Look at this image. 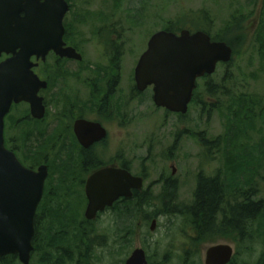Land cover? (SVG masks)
<instances>
[{
    "label": "rangeland",
    "instance_id": "rangeland-1",
    "mask_svg": "<svg viewBox=\"0 0 264 264\" xmlns=\"http://www.w3.org/2000/svg\"><path fill=\"white\" fill-rule=\"evenodd\" d=\"M69 3L70 38L73 36L84 50L86 58L80 64H62L61 70L67 76L55 79V86L47 93L52 107L49 124L47 127L46 121L38 124V137H28V141L21 144L22 154L31 153L32 149L35 152L47 151L49 142L58 138L60 121L63 122L60 118L62 102L58 101L61 93L65 91L68 97H76V90H81L77 75L88 76L86 73L91 70L95 76L96 71H93L102 69V65L95 62L99 55L92 45L94 32L99 27H114L120 38L125 31L127 53L123 66L130 72L132 80L150 36L160 29H166L171 21L175 28L200 29L210 24L213 32L226 31L230 38L236 39L231 63H221L215 73L199 80L197 99L190 104L185 115L157 107L152 92L147 91L141 96L132 94V98L127 97L126 100L130 99L129 108L124 110L126 107L119 104L116 118L109 122L111 138L102 151L106 149L109 156L124 144L132 170L147 174L145 187L156 183L153 188V201L157 200L153 205L156 207L148 208L150 212L158 214L154 217L157 218L156 227L152 236L148 237V243L142 242V238L150 230L151 222L142 226L133 235L132 248L148 243L145 248L150 254H155L156 260L162 264L171 241H179L174 238V232L182 236L188 225L181 216L164 213V209L167 210L164 203L165 189L161 196V186L157 185L161 177H172L178 182L176 203L179 205H187L192 201L200 173L206 176L220 175L227 186L238 187L243 194L253 190L257 193V188V198L264 199V109L260 117L258 108H255V114L248 111L253 106L250 98L262 97L264 106V0H69ZM233 17L238 18V23L232 28L227 27ZM53 68L52 59L46 74H50ZM129 72L124 73L125 92ZM224 74L227 75L225 79ZM98 75L100 77L101 73L98 72ZM209 81L222 84L228 89L227 93L210 96L205 86ZM54 101H57V108ZM25 113L24 108L15 112L16 115ZM205 140L212 144L206 146ZM53 150L51 148L50 152ZM61 154L59 152L54 160L51 159L54 165L51 180L58 195L64 193L61 165L64 160ZM173 167L176 168L174 175ZM66 204L62 210L65 218H77L78 214L84 216L87 204L77 208L73 198ZM116 221L110 212L99 219V228L109 229L110 238L105 246L95 247L92 264H123L127 257L129 249L126 250L121 244L123 232L120 226L119 229L114 227ZM263 221L264 218L258 222L262 232ZM156 240L160 241L157 248L154 245ZM208 243H204L203 247ZM263 244V239H259L254 246L257 250L256 260Z\"/></svg>",
    "mask_w": 264,
    "mask_h": 264
},
{
    "label": "flooded vegetation",
    "instance_id": "flooded-vegetation-1",
    "mask_svg": "<svg viewBox=\"0 0 264 264\" xmlns=\"http://www.w3.org/2000/svg\"><path fill=\"white\" fill-rule=\"evenodd\" d=\"M67 1L69 3V0ZM70 13L71 4L69 11L64 17L63 40L65 42L64 48L74 49V56H62L55 50H51L47 53L45 59L40 58L38 60L36 56L31 57L32 62L37 63L33 70L47 83V86L39 91V95L43 97V103L45 106L44 117L41 119L35 118L32 115L30 104L25 101L19 103L14 102L10 111L5 116L4 137L6 147L15 152L19 160L25 166L33 170H38L40 166L45 165L48 169L44 194L35 215V235L36 216L38 213V217L40 218H43V215H46L48 209L54 214L58 211H60L59 213H62L63 207H65L64 205L71 198L74 199L77 208H81L83 205L87 204V209L89 198L86 193V185L89 178L100 169L108 167L119 168L129 171L134 176L142 178V187L132 188L131 196L119 197L112 206L107 207L104 211L98 212L97 217L93 220L86 218V210L84 216H80V214H78V222L89 223V225L83 227L86 231V234H84V246L88 247V249H86V258L90 259L89 261L91 264L93 263L92 257L94 249L95 247H98L96 239L98 230L110 231L107 228H99V219L108 212L115 216L114 212L116 210V205L120 202H125L124 204H126V208L129 210L130 202L136 201L139 207L138 214L136 217L134 216L132 223L129 215L126 214L125 216L127 217V220L124 221L123 226L120 227L123 232V240L121 244H123L126 250L132 249L131 252L128 250V255L123 261V264L127 263L133 251L137 248H143L145 250L147 260L150 264H161V261L156 260L155 254H150L149 250L145 248L150 242V238L148 239V237L152 236V232L154 231L157 223V218H154L155 216H158L157 212H150L148 209L149 207L154 206L153 202L157 201L156 199L153 201V188L156 186V183L145 187L147 174L132 170L128 153L126 154L125 152L124 144L121 145L120 149L109 156H107L106 149L102 151V147L110 141L111 130L109 128V122L116 118L118 105L122 104L123 107H126L124 110H127L130 106V99L128 98L126 100V98L131 97L132 94L141 96L140 94L151 91L153 95L152 86L148 87L144 91L138 89L135 80V69L132 80L130 72L123 66V60L127 53V49L125 48L127 44V39L124 37L125 31L121 33L123 34L122 38L118 35L119 32L114 30V27L102 26L94 32L92 45L95 52L99 55L95 59V62L97 65H102V69L96 68L93 71H96L95 76L92 74L91 70L87 71L86 74L88 76L81 74L77 75V79L79 80L77 83L79 84V88L81 90H76V97H68L65 91L61 93L58 101L62 102V117L60 118L63 119V122L60 121L61 128L59 134L57 135L58 138H54L51 143L49 142V148H46L47 151L35 152L32 149L31 153L29 151L27 154H22L21 144L25 143V140L28 141V137H38L39 134L36 135L38 124L40 122L44 123L45 121V127L49 124L48 121L50 119L52 107L49 103L47 93L55 86V82L57 81L55 79L67 76V74L61 70L62 64L68 62L80 64L86 58L84 50H82L78 43L75 42L73 36L70 38V31L68 29L70 24L68 17ZM110 24L113 23H107V25ZM181 30H178L177 32L180 33ZM116 35L119 37H116ZM9 56H11V54L2 53L0 56V62L7 59ZM52 59L54 62V68L51 70L50 74H46L45 71L48 68V65H50ZM124 69L126 70L125 72H129L126 92L124 91L125 87L123 86V82L126 79ZM98 72L101 73L100 77ZM97 79H100V81ZM196 99L197 92L196 94L194 92L193 100L195 101ZM53 104H55L57 108V101H54ZM21 108H24L26 113L24 115H16L15 112L20 111ZM163 109L167 110L166 108ZM78 123L97 124L104 132V135L96 137L95 134L89 133L84 137H80L76 130ZM63 124L64 126H62ZM50 134L48 133L47 135L51 136ZM97 134H100L99 130ZM90 135H92V137H90ZM44 140L47 142V139L44 138ZM208 144L212 143L209 140H205V145L207 146ZM51 148L54 149L53 152H50ZM59 152L62 153L61 156L64 160L61 162L64 172L63 195L60 193L58 195L56 189L53 187V181L51 180L52 167L54 166L51 159L54 160ZM175 173L176 168L173 167L172 174L174 175ZM217 178L219 179L220 184H223L224 200L226 202L223 205L222 210L218 212L215 217L216 221L214 226L216 228H212L214 226L200 228L198 223H196L193 213L188 211V213L185 214L183 213V210L185 211L186 208H191L195 205L198 189L202 179L214 180ZM157 185L161 186V196H163V190L165 189L164 193L166 194V199L164 203L167 206L169 213L166 208L164 209V213H167L168 215L174 214L177 215V217L181 216L186 219L188 225L186 233H183L182 236H179L178 232H174V238H178L179 241L174 243L171 241L167 255L162 258L164 259L162 264H207L208 250L217 245H229L233 249L232 257L226 264H244L246 255L244 256L242 253V247H253L258 244V218L256 217L254 220H251L247 223V225H245V233H241L240 231L241 224L232 225L229 223L230 225H228L226 219L231 218V216L228 215V212L230 214L231 210L229 211V206L232 204L242 202L244 199H250L252 202H258L259 200L264 201L263 198H257V188V193L253 190L249 191L250 194H243L241 189L238 187L231 188L230 186H227L220 175L206 176L200 173L197 178V184L192 201L187 205H179L176 203V200L178 199V182L176 183L174 178L161 177L157 180ZM171 186L173 187V194L168 193V188H171ZM67 205L68 204H66V206ZM160 214L161 213H159V217ZM149 222H151V225L149 226L150 230L142 238V242H149L143 243L142 246H135L132 248L133 235L137 234L138 230L142 226H145V224L147 226ZM41 223L42 221L40 220L39 230ZM130 225L132 227H130ZM114 227L119 229L116 223L114 224ZM88 238L90 239V242L88 241ZM159 242L157 240L154 242L156 248ZM207 242H209L208 245H204L203 247V244ZM33 245L35 249V236L33 238Z\"/></svg>",
    "mask_w": 264,
    "mask_h": 264
},
{
    "label": "water",
    "instance_id": "water-1",
    "mask_svg": "<svg viewBox=\"0 0 264 264\" xmlns=\"http://www.w3.org/2000/svg\"><path fill=\"white\" fill-rule=\"evenodd\" d=\"M70 9L67 0H0V257L17 254L22 264H30L34 250L35 215L44 194L47 166L38 170L25 166L5 145V116L12 104L28 102L32 115H45L39 91L47 86L33 70L31 57L45 59L55 50L62 56H74L73 48H64V17ZM233 47L213 40L203 30L183 29L178 34L159 30L149 39L148 48L135 69L139 90L153 86L157 106L186 114L197 88V80L212 75L219 63L233 58ZM80 137L104 132L97 124H77ZM93 130V131H92ZM100 134H97V132ZM92 134V135H93ZM90 135V137H92ZM143 180L119 168L108 167L93 174L86 185L89 204L86 218L112 206L121 196H131L132 188H141ZM154 226V225H153ZM154 228V227H152ZM233 249L217 245L208 250L207 264H226ZM126 264H150L143 248L133 251Z\"/></svg>",
    "mask_w": 264,
    "mask_h": 264
},
{
    "label": "trees",
    "instance_id": "trees-1",
    "mask_svg": "<svg viewBox=\"0 0 264 264\" xmlns=\"http://www.w3.org/2000/svg\"><path fill=\"white\" fill-rule=\"evenodd\" d=\"M238 18L233 17V19L228 23L227 27L232 28V25L238 23ZM208 22V21H207ZM210 24H205L201 30L208 32L213 40L226 41L232 47L236 44L235 38H230L226 31L216 33L213 32L209 27ZM211 26V25H210ZM180 28H175L172 25V21L168 23L166 30L177 32ZM233 60V59H232ZM231 60V61H232ZM231 63V62H229ZM227 72H225L226 74ZM224 74V75H225ZM227 75L224 76V79ZM209 77V76H208ZM207 77V78H208ZM206 92L210 96L215 95L220 92L227 93V88L223 87L222 84L212 83L211 81L205 83ZM249 101L253 103V106L248 108V111L255 112V108H258L260 113L259 117L262 116L261 111L264 109L262 106V97L250 98ZM250 105V104H249ZM255 114V113H254ZM173 187L168 188V193L173 194ZM250 194V193H249ZM224 200V187L220 184L219 179H202L200 187L198 189V195L196 203L191 208L184 207L185 211L183 213L187 214L188 211L193 213L196 223H198L200 228H208L215 225L216 215L222 210L225 204ZM125 202H120L116 205V210L114 212L116 218L117 226L122 227L124 221L127 220L126 214L132 221L134 216L139 212V207L136 201L130 202V209L126 208ZM141 208V207H140ZM231 210V211H230ZM228 215L231 218L226 219L227 224H241L240 231L245 233V225L251 220L258 218L260 223L264 214V201L259 200L258 202H252L250 199H244L242 202H238L229 206ZM53 213L49 209L43 218L36 216V235H35V249L32 254L31 264H91L90 259L86 258V249L84 245V226L89 225L87 222H78L76 217L72 219L65 218L62 213ZM261 217V218H260ZM42 221L39 230V222ZM239 221V222H238ZM130 227H132L130 225ZM239 227V228H240ZM212 228H216L215 226ZM121 229V228H120ZM259 239L264 241V232L258 229ZM245 235V234H244ZM109 237V232L106 230H98L97 242L98 246H105L107 239ZM258 239V241H259ZM90 242V239L88 238ZM242 253L246 258L244 259V264H255L257 250L255 247H242ZM0 264H22L19 260L17 254H10L0 257ZM256 264H264V244L263 249L256 260Z\"/></svg>",
    "mask_w": 264,
    "mask_h": 264
}]
</instances>
